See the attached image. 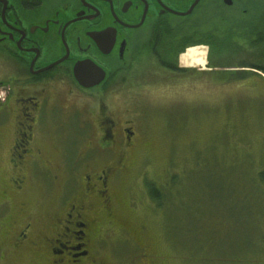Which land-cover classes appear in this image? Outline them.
Wrapping results in <instances>:
<instances>
[{"label": "flooded vegetation", "instance_id": "af4514ba", "mask_svg": "<svg viewBox=\"0 0 264 264\" xmlns=\"http://www.w3.org/2000/svg\"><path fill=\"white\" fill-rule=\"evenodd\" d=\"M262 22L264 0H0V128L13 118L9 177L0 189V264L8 250L29 252L35 264H161V254L138 239L130 253L105 258L108 231L122 227L115 184L137 136L107 95L117 97L124 64L141 54L154 56L180 87L187 76H212L217 41L260 37ZM197 44L206 45L207 60L182 63L180 55ZM254 65L239 70L260 75L264 66ZM56 121L83 122L77 140L91 137L61 172L42 147L56 139L48 126ZM33 171L41 200L48 199L42 215L41 201L23 198ZM133 238L127 231L124 239Z\"/></svg>", "mask_w": 264, "mask_h": 264}, {"label": "rangeland", "instance_id": "374dc122", "mask_svg": "<svg viewBox=\"0 0 264 264\" xmlns=\"http://www.w3.org/2000/svg\"><path fill=\"white\" fill-rule=\"evenodd\" d=\"M217 42L222 50L213 58L212 76H187L180 87L154 56L141 54L124 64L117 97L107 95L117 119L131 120L137 131L136 145L125 151L127 171L115 184L122 227L107 233L108 261L130 253L138 239L161 254V264H264V75L239 70L264 66V28L260 37L251 32L239 42ZM206 55V45L197 44L180 61L197 65ZM51 125L56 139L42 147L61 172L67 155L91 137L77 140L83 122ZM12 126L10 117L0 128V189L9 177ZM33 173L23 198L41 201L42 215L48 199L41 200L42 185ZM150 184L160 191L159 200L150 195ZM127 231L133 240L124 239ZM34 259L27 251L8 250L1 264Z\"/></svg>", "mask_w": 264, "mask_h": 264}, {"label": "trees", "instance_id": "16d2710c", "mask_svg": "<svg viewBox=\"0 0 264 264\" xmlns=\"http://www.w3.org/2000/svg\"><path fill=\"white\" fill-rule=\"evenodd\" d=\"M263 73H264V70H263ZM260 176L264 179V172H261ZM149 187H150V193L154 197V199L159 200L161 198L160 191L157 188H155L153 184H150Z\"/></svg>", "mask_w": 264, "mask_h": 264}, {"label": "water", "instance_id": "95a60500", "mask_svg": "<svg viewBox=\"0 0 264 264\" xmlns=\"http://www.w3.org/2000/svg\"><path fill=\"white\" fill-rule=\"evenodd\" d=\"M103 77H104V71L102 72V79H103Z\"/></svg>", "mask_w": 264, "mask_h": 264}]
</instances>
